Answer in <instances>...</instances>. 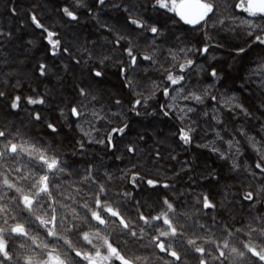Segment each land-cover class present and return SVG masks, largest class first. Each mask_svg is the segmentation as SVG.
<instances>
[{
    "label": "snow or ice",
    "instance_id": "snow-or-ice-1",
    "mask_svg": "<svg viewBox=\"0 0 264 264\" xmlns=\"http://www.w3.org/2000/svg\"><path fill=\"white\" fill-rule=\"evenodd\" d=\"M6 13L0 114L9 155L26 145L65 175L50 173L19 211L0 199L10 214L0 264H93L91 252L45 242L37 255L15 253L7 240L26 235L27 226L16 230L20 216L57 202L61 180L115 202L130 252L112 247L127 264L251 260L228 248L237 233L264 232V0H195L194 10L179 0H6ZM153 224L165 230L153 233ZM217 233L224 244L211 252ZM146 236L152 246L140 251Z\"/></svg>",
    "mask_w": 264,
    "mask_h": 264
},
{
    "label": "trees",
    "instance_id": "trees-1",
    "mask_svg": "<svg viewBox=\"0 0 264 264\" xmlns=\"http://www.w3.org/2000/svg\"><path fill=\"white\" fill-rule=\"evenodd\" d=\"M184 0H179L181 3ZM251 1V0H250ZM27 0H21V3H26ZM6 0H0V18L6 16ZM7 23V20L4 21ZM116 84L115 78L111 81ZM0 130L6 133L4 138H0V142L7 146V151L0 156V199H3L5 204L17 207V201L22 200L27 207L31 204V200L25 198L29 193L37 191L43 192L47 183L49 174H55L58 177H63L65 174L61 172L54 158L42 156L35 149H30L26 145L17 144L18 152L16 156H10L9 153L13 150L9 143L8 126L3 123L2 114H0ZM36 134H41L42 130H33ZM113 163H119L113 161ZM4 181L10 184L8 189H3ZM62 189L56 196V203L51 204L45 200L40 202V207L36 209L31 215L20 216L21 223L16 225L18 232H23L27 226V233L23 238L18 239L14 237H7V240L12 245V251L19 253L26 248L32 249V254L37 255L41 252L43 245L47 242L50 246H58L62 249L70 251L73 255L77 252H91L94 254H103L106 247L109 246L114 250L120 264L127 263L120 253L115 250L112 245L119 247L125 253H129L130 249L126 247L122 241L121 221L117 216L118 208L114 207V201L110 202V197L101 198L97 189L89 187L85 190H77V186L71 182L61 180ZM9 194L11 198H9ZM71 196V199L65 197ZM67 205V207L65 206ZM53 208L55 212H53ZM76 210V211H74ZM10 214L5 208L3 213H0V226L6 227L5 218ZM43 216L44 223L41 224L36 216ZM53 216L56 217V223H52ZM242 213L239 209L236 210V217L239 219ZM127 219V216H125ZM105 221L107 223H105ZM75 223L76 227L73 228ZM131 227V224H130ZM69 229H73L69 235ZM162 224H153V233L164 231ZM111 237V244L109 243ZM219 237V233H217ZM264 232L257 233L252 236L237 233L233 236L228 251L233 247L245 250L252 257L246 264H264V259H257V257H264ZM183 240V237L179 238ZM223 237L218 240H208V250L215 252L217 244L223 246ZM204 238H201L199 243L203 244ZM2 250H4L5 240L0 239ZM250 245H259L260 250ZM151 240L145 237L144 244L140 251H145L151 248ZM179 247V244H178ZM209 264H212V256L208 257ZM153 264H161L158 259L153 257ZM192 264H195L193 260Z\"/></svg>",
    "mask_w": 264,
    "mask_h": 264
},
{
    "label": "rangeland",
    "instance_id": "rangeland-1",
    "mask_svg": "<svg viewBox=\"0 0 264 264\" xmlns=\"http://www.w3.org/2000/svg\"><path fill=\"white\" fill-rule=\"evenodd\" d=\"M0 250H2V245L0 243ZM108 255L114 256L118 259L116 253L114 252V250L112 248H110L109 246L106 247V251H105ZM104 252V253H105ZM104 261V255L101 253H96L93 255V264H103ZM127 264V263H124Z\"/></svg>",
    "mask_w": 264,
    "mask_h": 264
},
{
    "label": "water",
    "instance_id": "water-1",
    "mask_svg": "<svg viewBox=\"0 0 264 264\" xmlns=\"http://www.w3.org/2000/svg\"><path fill=\"white\" fill-rule=\"evenodd\" d=\"M261 0H251L250 6L255 7L260 5ZM180 6L187 10H194L195 0H184L180 3Z\"/></svg>",
    "mask_w": 264,
    "mask_h": 264
}]
</instances>
